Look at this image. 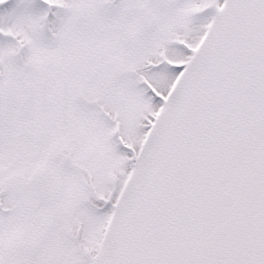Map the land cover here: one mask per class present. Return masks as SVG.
I'll return each instance as SVG.
<instances>
[{
  "label": "snow or ice",
  "instance_id": "1",
  "mask_svg": "<svg viewBox=\"0 0 264 264\" xmlns=\"http://www.w3.org/2000/svg\"><path fill=\"white\" fill-rule=\"evenodd\" d=\"M0 264H264V0H0Z\"/></svg>",
  "mask_w": 264,
  "mask_h": 264
}]
</instances>
